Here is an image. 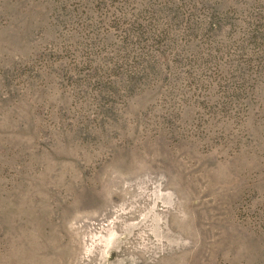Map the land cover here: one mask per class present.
<instances>
[{
  "label": "rangeland",
  "instance_id": "1",
  "mask_svg": "<svg viewBox=\"0 0 264 264\" xmlns=\"http://www.w3.org/2000/svg\"><path fill=\"white\" fill-rule=\"evenodd\" d=\"M0 264H264V0H0Z\"/></svg>",
  "mask_w": 264,
  "mask_h": 264
}]
</instances>
